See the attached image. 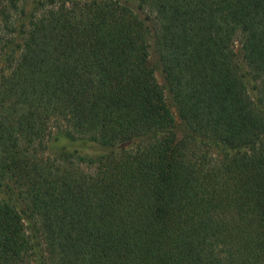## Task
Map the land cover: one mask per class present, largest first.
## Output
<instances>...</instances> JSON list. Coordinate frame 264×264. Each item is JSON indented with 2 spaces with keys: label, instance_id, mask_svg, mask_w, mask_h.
<instances>
[{
  "label": "trees",
  "instance_id": "obj_1",
  "mask_svg": "<svg viewBox=\"0 0 264 264\" xmlns=\"http://www.w3.org/2000/svg\"><path fill=\"white\" fill-rule=\"evenodd\" d=\"M0 264H264V0H0Z\"/></svg>",
  "mask_w": 264,
  "mask_h": 264
},
{
  "label": "rangeland",
  "instance_id": "obj_2",
  "mask_svg": "<svg viewBox=\"0 0 264 264\" xmlns=\"http://www.w3.org/2000/svg\"><path fill=\"white\" fill-rule=\"evenodd\" d=\"M235 50L237 52L238 59L241 62V51H240V44L239 43L235 44ZM149 61H150L151 66H153V68L155 69V74H156L158 81L160 83H163V75H162V72L158 66V58H157V55L153 52V50H151ZM241 64H242V62H241Z\"/></svg>",
  "mask_w": 264,
  "mask_h": 264
}]
</instances>
